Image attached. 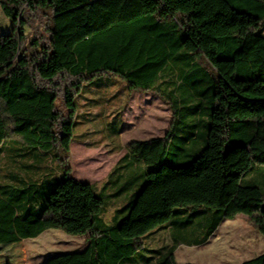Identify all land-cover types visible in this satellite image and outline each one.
<instances>
[{
	"label": "trees",
	"instance_id": "trees-1",
	"mask_svg": "<svg viewBox=\"0 0 264 264\" xmlns=\"http://www.w3.org/2000/svg\"><path fill=\"white\" fill-rule=\"evenodd\" d=\"M0 7L13 22L0 33V152L12 143L9 158L20 168L0 182V244L61 229L86 234L87 245L40 264H194L176 260L177 246L204 243L224 219L244 214L264 235V0H0ZM105 74L125 79L130 92H156L173 116L164 135L127 143L99 191L76 179L69 161L76 98ZM216 121L220 159L246 149L251 168L224 205L178 207L187 171L214 146ZM133 187L120 218L106 223L111 198ZM158 227L172 229L165 252L144 243ZM143 249L160 255L150 263L155 256ZM240 264H264V252Z\"/></svg>",
	"mask_w": 264,
	"mask_h": 264
},
{
	"label": "rangeland",
	"instance_id": "rangeland-1",
	"mask_svg": "<svg viewBox=\"0 0 264 264\" xmlns=\"http://www.w3.org/2000/svg\"><path fill=\"white\" fill-rule=\"evenodd\" d=\"M41 1L42 4L46 2ZM12 24V20L0 7V33L10 31ZM28 32L29 29L25 28L20 34L22 36ZM57 103L60 109L64 108L61 98ZM76 105L74 140L69 163L72 175L76 179L89 181L97 185L96 187L107 177V173L123 154L129 141L164 135L173 116L169 103L156 92H130L127 81L113 74H105L86 83L76 98ZM113 119L120 120L122 124L117 138L109 125ZM215 129L214 146L198 163V167L204 170L198 179H195L197 188L192 192L193 196L199 198L204 195L211 196L213 203L219 199L221 204L233 194L241 174L251 168V160L246 149L225 161L221 160L219 157L223 139L221 121L215 122ZM2 145L4 151L0 152V182L7 180L4 174L8 171H20L18 164L9 158V147L12 143L7 141ZM169 159H173L171 154ZM254 174L249 171V176ZM258 179L262 181V178ZM193 183L194 180L186 179L184 189L185 187L191 189ZM262 185L264 190V184ZM124 196L125 193H122L118 197L119 200L123 201ZM193 203L198 202L193 200ZM210 241L209 244L197 247L180 244L175 250L176 260L179 263L194 264H240L264 252V235L244 214L226 219L222 224L220 236H214ZM87 242L86 234L73 235L61 229H48L36 238L0 244V264H40L57 253L81 250ZM144 243L147 248L165 252L172 243L169 229L167 227L153 229L150 234L144 236ZM142 252L155 256L150 263H154L160 255L148 249H143Z\"/></svg>",
	"mask_w": 264,
	"mask_h": 264
},
{
	"label": "crops",
	"instance_id": "crops-1",
	"mask_svg": "<svg viewBox=\"0 0 264 264\" xmlns=\"http://www.w3.org/2000/svg\"><path fill=\"white\" fill-rule=\"evenodd\" d=\"M116 120L117 119H113V120L110 121V123H114L115 124L117 122ZM115 125L117 126V124H115ZM121 127H122V124H120V129H121ZM119 135H120V133L118 135H116V138L119 137ZM151 138H153V137H151ZM133 140H137V139H133ZM72 142L70 144V151H72ZM210 149H211V147H208V148H206L203 151L199 161H201V159L204 156H206L205 155L206 152L208 150H210ZM126 151H127V149L125 147V151L123 152V154L121 156H119V158L116 160V162L114 163L112 168L117 164V162L120 160V158L125 155ZM241 151H243V150H238V151L234 152V154H232V155H238ZM232 155L229 156V158L232 157ZM199 161L197 163H195L191 168H189V170L187 171V177L185 179H183V181H182V184H181V187H180V191H179L178 196H177V198L175 200V205L178 206V207H188L191 203H193V200H196V202L201 203V204H205V205L213 204V198L211 196L204 195V197H201V198H199L197 196H193V192L192 191H193V189L197 188V184H196L195 181L198 179L197 177H199V174L202 172V170H204L201 167H198ZM132 168L134 169V172L137 173L139 166H135L134 165V166H132ZM243 174H244V172L241 174L240 177H242ZM107 175H108V173H107ZM186 179L194 180V183L192 184L194 186L191 189H189V190L186 189V187L184 189V186H186L185 185ZM106 181H107V177H105V179L102 181L101 185L97 187V189L99 191H103V187H104ZM85 182H87V181H85ZM89 183H91V182H89ZM121 183H119L117 185H114V186L112 185L110 192L113 193L118 187H120ZM92 184H94V183H92ZM237 188H238V186L236 187V189L233 192V194L230 197H228L223 203H221V205H224L235 194ZM182 190H183V193H181ZM135 191H136V187H133L129 192H127V194H125V196L123 198V201H120L119 200L120 198H117V197L111 198L109 207L104 211V214L102 215L103 220L106 223L111 224V223L114 222V220H116L117 218H120V216H121L120 213L124 210V207L128 204V202L130 201V199L132 197L133 192H135ZM180 197H181V199H180ZM224 222H226V219L221 221V223L217 227L216 231L209 237V239L207 241H205L204 243H202L200 245H188V246L197 247V246H203V245L209 244L211 242L210 240L213 239L214 236H217V235L220 236V230H221L222 224ZM168 229H169V232H170V235H171L172 229L171 228H168Z\"/></svg>",
	"mask_w": 264,
	"mask_h": 264
}]
</instances>
